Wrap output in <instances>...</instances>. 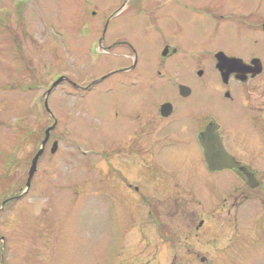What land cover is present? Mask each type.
Listing matches in <instances>:
<instances>
[{"label":"rangeland","instance_id":"1","mask_svg":"<svg viewBox=\"0 0 264 264\" xmlns=\"http://www.w3.org/2000/svg\"><path fill=\"white\" fill-rule=\"evenodd\" d=\"M161 1L162 24L173 23L175 29H180L175 37H169L171 41H183V31L185 40H193L190 47L193 50L205 40L200 45L209 51L221 48L242 56L248 51L243 47H250L255 39L256 54L264 60V33L251 32L237 21L261 22L264 0H210L213 2L209 7L223 3L222 12L227 18L216 28L197 11L206 0ZM141 3L149 5L150 0ZM135 5L133 0H0V264H187L186 261H192V252L185 257L181 255L185 253L182 240L177 244L175 240L169 241V246L173 244L178 249L155 251L154 247L165 246L164 239L172 238L173 233H163L164 238L158 234L141 235L140 228L148 223L135 219L140 217V212L123 204L112 207L107 202L111 197L106 190L107 177L98 171L90 155L95 144H107L106 116L114 102L110 93L107 94V87L120 75L100 83L95 82L96 77L119 63V57L126 53L120 47L104 53L97 46L103 19L115 13L108 29L124 33L133 41L140 49L145 71L149 64L154 69L156 63L157 38L144 31L140 17L132 10ZM62 74L73 84H87L86 90L78 93L72 85L60 82L48 94V110H44L45 93ZM151 78V74L144 77L146 89L148 83L154 82ZM262 82L264 76L260 85ZM177 83L195 87L184 103H197L200 96L197 90L204 87V92L210 95L218 77L211 73L192 74L182 79L155 81L154 87L162 96L170 95L176 92ZM113 93L126 103L122 95L128 93L126 89L119 88ZM219 104L220 122L225 130L246 138L244 120L229 114L223 108L225 103ZM54 120L52 136L61 138L59 144L50 153L54 138L47 143L26 189L31 158L40 146L44 130ZM187 140L188 146L173 143L159 150L158 162L165 170L175 171L188 180L195 171L198 190L205 194H208L206 190L210 194L218 193L237 183L230 170L203 169L196 139ZM223 142L225 149L233 152L241 143L240 158L250 162L254 139H223ZM256 149L259 152L256 165L264 168L260 139ZM152 194L153 190L145 189L146 198ZM161 214L171 212L162 208ZM257 215L261 217V213ZM256 221L242 219L235 224L234 236H231L234 230L226 225L221 239L213 245L215 249L204 245L208 251L193 259L192 264H264V220ZM141 231L146 233L145 229ZM201 257L205 258L202 263Z\"/></svg>","mask_w":264,"mask_h":264},{"label":"flooded vegetation","instance_id":"2","mask_svg":"<svg viewBox=\"0 0 264 264\" xmlns=\"http://www.w3.org/2000/svg\"><path fill=\"white\" fill-rule=\"evenodd\" d=\"M133 1L136 5L132 10L140 17L144 31L151 32L157 38L158 45L154 52V58L158 54L156 63L153 65L154 69H150L152 65L149 64L148 70L145 71L140 49L133 41L125 37L124 33L108 29L115 13L103 19L96 40L97 46L100 45L104 53L119 47L126 53L119 57V63L96 77L95 82L100 83L120 75L113 85L107 87V94L110 93L114 101L106 116L107 144H95L90 150V155L94 158L98 171L107 177L106 190L111 194L107 202L112 207L123 204L137 213L140 212V217L136 216L135 219L148 223L140 228L138 233L141 235L154 237L153 234H158L164 238L163 233H173L172 238L164 239L165 246L158 244L154 250L165 253L168 249L178 247L173 244L169 246L170 239L175 240L176 244L182 240L185 253L181 255L185 257L187 253L192 252V261H186L187 264H192L193 259L196 260L199 255L208 251L204 245L215 249L213 245L221 239L226 225L234 230L231 235L234 236L235 224H239L242 219H259L261 222L264 220V168L256 165L259 153L256 149L258 139L264 147V82L260 85L264 76V60L256 54L255 39L250 42V47H243L248 51L242 56L226 53L221 48L209 51L204 45H200L204 44L205 40L196 44L198 47L193 50L190 48L194 44L193 40H185L183 31V41H171L169 37H175L180 29H175L176 25L173 26V23L162 24L159 12V4L162 1L150 0L149 5L142 4L141 0ZM212 2L204 1L197 11L216 28L219 22L227 21V18L222 12L223 3L209 7ZM230 20L232 21L233 17ZM237 21L251 32L264 33V19L257 24H252L251 20L244 21V24L242 19ZM220 54L235 58L228 66L223 67V72L217 67ZM258 67L260 72L257 73ZM205 73L216 75L218 83L212 88L210 95L204 92V87L197 90L200 95L197 103H184L185 99L193 94V90H196L195 87L177 83L176 92L164 96L158 89L156 92L154 87L155 81L182 79L192 74L203 76ZM147 74H151V81H154L148 83V89L145 88L144 80ZM61 78V83L72 85L78 93L86 90L87 84H73L63 74ZM119 88L128 91L127 94H122L123 99H127L126 103H122L119 94L113 93ZM221 102L225 103L223 108L229 114L244 120L246 138L225 130L222 126L218 110ZM97 130L96 125V133ZM206 130L217 136L216 139H219L223 150L232 160L228 167L208 169L200 141ZM52 138L54 139L51 145L54 142L59 144L61 138L55 139L51 131L47 143ZM187 139H196L198 158L203 163V169L205 167L209 172L230 170L237 183L218 193L210 194V190H206L208 194H205L198 190L195 171L190 173L188 180L175 171L165 170L166 168L158 162L159 150L162 146L173 143L187 144ZM223 139H254L256 144L251 152L250 162L240 158L241 143L240 150L237 148L233 152L225 149ZM77 150L80 152L79 148ZM181 179L186 183H182ZM147 188L153 190L149 199L144 195ZM162 208L170 210L171 214L162 215ZM193 208L197 209L193 211ZM245 211L247 213L243 214ZM258 212L261 213L260 218ZM143 229L146 233L141 231ZM232 240L237 238L233 237ZM204 259L201 257L199 262L202 263Z\"/></svg>","mask_w":264,"mask_h":264},{"label":"water","instance_id":"3","mask_svg":"<svg viewBox=\"0 0 264 264\" xmlns=\"http://www.w3.org/2000/svg\"><path fill=\"white\" fill-rule=\"evenodd\" d=\"M263 26H264V24H263ZM234 59L235 58H229V57L224 56L223 54H220L218 59H217V61H218L217 67L219 68V70L221 72H223V67L228 66L232 61H234ZM258 62H259V60H258ZM258 72H260L259 67L257 69V73ZM60 81H61V78L56 80L46 93V97L44 100V106H45L46 110H48L47 96L50 93V91L52 90V88ZM54 127H55V121L50 127L45 129L44 138L40 143V148L38 149V151L35 153V155L33 156L32 160H31V163H30V166H29V169L27 172V179H26V184H25L27 188L29 187L30 181L34 175V172L36 171L37 161L43 152V148H44L46 142L48 141L50 131ZM216 137L217 136L215 134L206 130V132L203 133L202 138L200 139L201 146L203 148L204 159L208 165L209 170H218V169H222L224 167H228L232 162V160L228 157V155L223 150L219 139H216ZM56 145H57L56 142H54L52 144V147L50 150L51 153H53L56 150Z\"/></svg>","mask_w":264,"mask_h":264},{"label":"trees","instance_id":"4","mask_svg":"<svg viewBox=\"0 0 264 264\" xmlns=\"http://www.w3.org/2000/svg\"><path fill=\"white\" fill-rule=\"evenodd\" d=\"M0 261H1V257H0ZM1 263H2V261H1Z\"/></svg>","mask_w":264,"mask_h":264}]
</instances>
